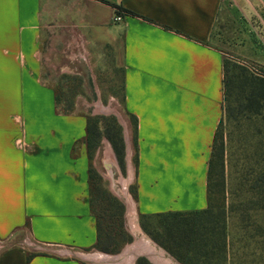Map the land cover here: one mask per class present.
<instances>
[{"label":"crops","instance_id":"obj_1","mask_svg":"<svg viewBox=\"0 0 264 264\" xmlns=\"http://www.w3.org/2000/svg\"><path fill=\"white\" fill-rule=\"evenodd\" d=\"M102 50L136 119L137 214L204 209L222 64L264 66V0H0V264L108 263L86 117L58 110L49 73L93 79Z\"/></svg>","mask_w":264,"mask_h":264},{"label":"rangeland","instance_id":"obj_2","mask_svg":"<svg viewBox=\"0 0 264 264\" xmlns=\"http://www.w3.org/2000/svg\"><path fill=\"white\" fill-rule=\"evenodd\" d=\"M226 59L229 62L235 61L245 65L251 73L264 74L262 69L264 66L252 61L236 56ZM111 63L113 60L102 50L99 64L94 68L93 79H90L89 72L86 75L81 68H79L80 75L61 74L53 67L50 68V72L47 71V74L49 72L55 79L51 84L56 91L58 110L82 112L85 117H90L93 132H99L95 148L89 154L90 169L97 175L93 182L101 190L97 192V196L102 194L101 200L97 197L96 199L101 206L108 207L105 219L109 221L110 213L113 212L112 219L116 231L120 227L123 231L121 236L115 238L121 245L119 250L115 253H103V256L108 259L107 264H136L139 257H145L149 264H183L154 241L140 226L141 218L136 212L135 201L130 193L134 185L132 134L129 119L124 115L120 104L122 90L119 68L112 67ZM229 71L231 72L232 69L230 68ZM113 112L118 113L117 115L125 123L128 153H126L122 125ZM260 124L257 119L243 113H238L222 123L225 185L223 192H219L221 188L219 184L215 186L210 197L214 205L221 206L224 203L228 246L225 254L223 256L220 254L215 259L217 262L212 260V264H264V209L259 210L256 204L251 206L246 201L251 193L246 192L248 185L242 182L244 175L250 173V176L255 171L250 168L253 165L255 154L253 145L256 140L251 134L261 126ZM107 129L116 139L117 146L122 145L118 155L106 136ZM78 148L79 143H76L74 152H77ZM215 179L219 181L217 176ZM123 186L133 203L132 212L128 211L131 207L126 205L127 197ZM232 204L233 210L230 211ZM94 209L97 212L99 206L96 204ZM148 223L153 233H161L162 228L158 226L157 221L149 219ZM122 237L127 238L128 241L120 244ZM147 244L150 249L146 247ZM112 256L113 259L121 258V260L114 263L109 260Z\"/></svg>","mask_w":264,"mask_h":264},{"label":"trees","instance_id":"obj_3","mask_svg":"<svg viewBox=\"0 0 264 264\" xmlns=\"http://www.w3.org/2000/svg\"><path fill=\"white\" fill-rule=\"evenodd\" d=\"M230 68L232 71L230 72ZM264 70V68L262 67ZM222 115L214 132L211 145L210 155L207 162V183H206V200L207 205L204 209L186 212H165L154 215H140V226L143 231L154 239L158 244L163 246L171 255L183 264H212V260L218 258L220 254H225L228 246L227 227L224 203L219 205L212 204L210 193L215 186L221 187L219 192H223L225 185L224 171V139L222 123L224 120L231 119L238 113L247 114L261 122V126L255 129L251 134L256 140L253 145V165L255 169L252 175L250 173L242 177V182L247 183L246 192L251 193L246 200L252 206L256 204L258 209H264V74L251 73L247 67L235 61L229 62L224 59L222 64ZM122 89V86H121ZM123 93L120 96V104H123ZM56 106L58 105L57 95L55 97ZM235 102V104H234ZM123 109V106H122ZM62 112H70L61 110ZM124 115L129 119L131 130V141L134 150L133 164L136 166V119L133 115L123 109ZM90 117L86 116V153L89 160V154L95 148V141L99 132H93ZM107 129L106 136L111 141L113 149L121 152V147L117 146L116 139ZM119 150V151H118ZM219 178L217 182L215 177ZM227 176V174H226ZM97 178L88 168V191L90 196V207L96 222V243L95 248L104 253H115L120 246L115 238L122 235V229L116 231L113 225V212L110 213L109 221L105 219L108 207L101 206L98 199L101 200L102 194L97 196L101 191L93 182ZM130 193L135 199V186L133 185ZM96 197L98 199H96ZM97 202V203H96ZM224 202V201H223ZM99 210L95 212V205ZM120 204V203H119ZM121 208V204L119 205ZM217 208H220L218 211ZM214 210H216L214 212ZM229 210H233V204ZM104 219V220H103ZM112 219V220H111ZM149 219L157 221L158 226L162 228L161 233H153L148 223ZM111 220V221H110ZM121 225V223H120ZM118 226V224H117ZM120 244L128 241L122 237ZM38 252L28 253L30 258ZM225 257V256H224ZM145 257H139L136 264H149ZM216 261V260H215ZM214 261V262H215ZM217 262V261H216Z\"/></svg>","mask_w":264,"mask_h":264},{"label":"bare ground","instance_id":"obj_4","mask_svg":"<svg viewBox=\"0 0 264 264\" xmlns=\"http://www.w3.org/2000/svg\"><path fill=\"white\" fill-rule=\"evenodd\" d=\"M123 191H124V194L126 195L125 197H127V206L128 207H131V208H129L128 209V211H130V212H132L133 211V203H132V201L130 200V198H129V196L125 193V189H123ZM149 239V238H148ZM148 245V244H147ZM147 248H151L149 245L148 246H146ZM159 256H161V254L159 255ZM102 257H105V256H102ZM108 257V256H107ZM106 258V257H105ZM109 260H111V261H114V263L116 262V261H120L121 260V258H118V259H113V256L112 257H110L109 258ZM120 263V262H119ZM124 263V262H123Z\"/></svg>","mask_w":264,"mask_h":264},{"label":"water","instance_id":"obj_5","mask_svg":"<svg viewBox=\"0 0 264 264\" xmlns=\"http://www.w3.org/2000/svg\"><path fill=\"white\" fill-rule=\"evenodd\" d=\"M113 113H115L116 115L118 114L116 112H113ZM117 117H118L119 122H120V124L122 125V128H123V136H124V141H125V146H126V153H128L126 126H125V123H124L123 119L120 116H118V115H117Z\"/></svg>","mask_w":264,"mask_h":264},{"label":"built area","instance_id":"obj_6","mask_svg":"<svg viewBox=\"0 0 264 264\" xmlns=\"http://www.w3.org/2000/svg\"><path fill=\"white\" fill-rule=\"evenodd\" d=\"M122 18H121V16H119V15H116V16H114L113 17V20L114 21H120Z\"/></svg>","mask_w":264,"mask_h":264}]
</instances>
